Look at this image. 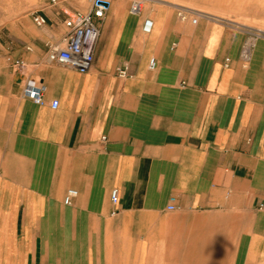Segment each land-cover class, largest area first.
I'll return each mask as SVG.
<instances>
[{"label":"crops","instance_id":"crops-1","mask_svg":"<svg viewBox=\"0 0 264 264\" xmlns=\"http://www.w3.org/2000/svg\"><path fill=\"white\" fill-rule=\"evenodd\" d=\"M129 3L110 0L84 73L46 60L73 6L45 3L30 12L45 24L8 25L0 264H264V34ZM28 78L44 84L43 104L23 93Z\"/></svg>","mask_w":264,"mask_h":264},{"label":"built area","instance_id":"built-area-1","mask_svg":"<svg viewBox=\"0 0 264 264\" xmlns=\"http://www.w3.org/2000/svg\"><path fill=\"white\" fill-rule=\"evenodd\" d=\"M143 1L144 0H130L128 7L129 12L131 14H139L143 7ZM59 3V0H48L46 4L48 6H57ZM109 4L110 0H90L89 8L86 11H63L66 15L63 19L66 31L60 42L47 44L46 60L71 67L80 73L86 72L93 62L94 48L98 38L97 23L103 18ZM176 15L181 21L189 20L195 22V15H201V13L189 7L177 6ZM31 19L37 26H41L46 22L45 16L35 11L31 13ZM152 26V19L146 17L143 20L141 29L143 32L147 33L151 31ZM251 46L252 37L249 36L245 39L240 50L242 61L246 62L248 60ZM16 64L20 67L25 65L23 61H16ZM154 66L155 59L151 57L148 67L153 69ZM115 72L120 78H125L130 75L126 64L117 66ZM44 91V84L38 80L28 78L23 82V93L30 97L36 104H43L45 102ZM49 104L52 108H55L58 105V100L53 99ZM76 195V189L68 188L63 196V202L65 204H70L73 197ZM110 199L113 203L117 202L118 191L116 188L110 191ZM172 200L173 198H171V201ZM167 208L173 209L174 206L168 204Z\"/></svg>","mask_w":264,"mask_h":264},{"label":"rangeland","instance_id":"rangeland-1","mask_svg":"<svg viewBox=\"0 0 264 264\" xmlns=\"http://www.w3.org/2000/svg\"><path fill=\"white\" fill-rule=\"evenodd\" d=\"M48 0H0V57L7 49L8 25L28 16L30 12L47 3ZM64 8H84L90 0H59ZM163 4L185 6L225 20L235 26L264 34V0H156ZM69 12H72L69 10ZM262 29V30H260ZM227 264V263H226Z\"/></svg>","mask_w":264,"mask_h":264}]
</instances>
